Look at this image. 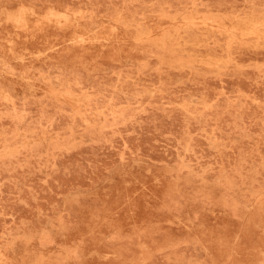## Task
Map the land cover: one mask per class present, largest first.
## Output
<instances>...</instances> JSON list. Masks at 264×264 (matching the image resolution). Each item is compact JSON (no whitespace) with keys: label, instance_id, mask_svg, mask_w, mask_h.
Masks as SVG:
<instances>
[{"label":"rangeland","instance_id":"rangeland-1","mask_svg":"<svg viewBox=\"0 0 264 264\" xmlns=\"http://www.w3.org/2000/svg\"><path fill=\"white\" fill-rule=\"evenodd\" d=\"M263 2L0 0V264H264Z\"/></svg>","mask_w":264,"mask_h":264},{"label":"bare ground","instance_id":"bare-ground-1","mask_svg":"<svg viewBox=\"0 0 264 264\" xmlns=\"http://www.w3.org/2000/svg\"><path fill=\"white\" fill-rule=\"evenodd\" d=\"M14 2H16V1H14ZM29 3H30V2H29ZM263 3H264V2H263ZM32 4H33V3H32ZM9 6H10V5H9ZM24 6H25L26 8L28 7V6H26V5H24ZM35 6H36V5H35ZM252 7H253V6H252ZM252 7H251V8H252ZM256 7H257V6H256ZM262 7H263V6H262ZM3 8H4V7H3ZM3 8H2V9H3ZM50 8H51V7H48V10H49ZM181 8H182V7H181ZM253 8H254L253 10H255V7H253ZM258 8H259V7H258ZM258 8H256V9H257V10H255L256 12H257L259 9L262 10L261 8H259V9H258ZM2 9H1V10H2ZM18 9H19V7H18ZM184 9H185V8H184ZM6 10H7V9H6ZM21 10H22V8H21ZM31 10L33 11V8H32ZM31 10H30V11H31ZM52 10H53V9H52ZM181 10H183V9H181ZM190 10H191V9H190ZM253 10H252V11H253ZM26 11H27V10H26ZM46 11H47V10H46ZM57 11H58V10H57ZM252 11H251V12H252ZM255 11H253V12L255 13ZM6 12H7V11H6ZM6 12H5V13H6ZM8 12H9V14L11 13V14H10L11 16L13 15V18H15V17L17 16V15H16V16L14 17V14H15V13L12 14L13 10H12V12H10V11H8ZM8 12H7V13H8ZM17 12H18V11H16V13H17ZM24 12H25V11H23V15H24ZM51 12H52V11L50 10V11H49L50 14L48 13L49 16H51ZM54 12H55V9H54ZM54 12H53V13H54ZM59 12H60V11H59ZM180 12H181V11H180ZM253 12H252V13H253ZM261 12H262V11H261ZM7 13H6V14H7ZM19 13H20V12H19ZM19 13H18V14H19ZM21 13H22V12H21ZM34 13H35V12H34ZM65 13H66V12H65ZM118 13H119V12H118ZM175 13H178V11H177V12L175 11ZM187 13H188V12H187ZM191 13H192V11H191ZM191 13L189 14L190 16H191ZM246 13H247V12H246ZM254 13H253V14H254ZM257 13H260V12H257ZM0 14H1V13H0ZM6 14H5V15H6ZM9 14H8L7 17H6V18H8V20H9V17H10ZM46 14H47V12H45V16H46ZM48 14H47V15H48ZM54 14H55V13H54ZM249 14H250V13H249ZM260 14H261V13H260ZM263 14H264V12H263ZM30 15H31V14H30ZM67 15H68V14H67ZM82 15H84V14H82ZM174 15H175V14H174ZM177 15H178V14H177ZM182 15H183V14H182ZM195 15H196V13H195ZM241 15H243V14H241ZM244 15H245V14H244ZM258 15H259V14H258ZM20 16H22V14H21ZM58 16H60V15H57V16H56V19H57ZM167 16H169V15H167ZM184 16H187V15L184 14ZM238 16H239V15H237V17H238ZM246 16H248V14H247ZM254 16H255V15H254ZM18 17H19V16H18ZM22 17H23V16H22ZM53 17L55 18V16H53ZM60 17H61V16H60ZM65 17H67V16H65ZM88 17H89V16H88ZM90 17H91V16H90ZM90 17H89V18H90ZM171 17H173V15H171ZM232 17H233V16H232ZM232 17H231V18H232ZM243 17H244V16H243ZM243 17H242V18H243ZM248 17H249V16H248ZM260 17H261V16H260ZM13 18H12V19H13ZM24 18H25V17H24ZM47 18H48V16H47ZM58 18H59V17H58ZM68 18H69V17H68ZM68 18H66V19L68 20ZM80 18H83V17H80ZM84 18H85V17H84ZM86 18H87V17H86ZM89 18H88V19H89ZM110 18H112V17H110ZM122 18H123V17H122ZM181 18H183V16H182ZM188 18H189V17H188ZM198 18H199V17H198ZM208 18H209V16H208L206 19H208ZM211 18H212V17H211ZM229 18H230V17H229ZM235 18H236V16H235ZM244 18H245V17H244ZM244 18H243V19H244ZM255 18H256V17H255ZM0 19H1V18H0ZM3 19H4V18H3ZM3 19H2V20H3ZM19 19H20V18H19ZM19 19H18V22H20ZM25 19H26V18H25ZM118 19H119V18H118ZM203 19H204V18H203ZM214 19H215V18H214ZM245 19H247V18H245ZM245 19H244V21H246ZM6 20H7V19H6ZM10 20H11V19H10ZM15 20H17V19H15ZM15 20H14V21H15ZM20 20H21V19H20ZM47 20H49V19H47ZM64 20H65V19H64ZM119 20H120V19H119ZM189 20H190V19H189ZM215 20H216V19H215ZM215 20H214V22H215ZM222 20H223V19L221 18L220 21H222ZM235 20H236V19H235ZM249 20H250V19H249ZM14 21H13V22H14ZM22 21H24V20H22ZM50 21H51V19H50ZM54 21H55V20H54ZM54 21H53V22H54ZM72 21H73V20L70 21L71 24H72ZM75 21H76V20H75ZM93 21H94V20H93ZM192 21H194V20H192ZM228 21H229V20H228ZM237 21H240V20L238 19ZM244 21H242V22H244ZM252 21H253V20H252ZM6 22H7V21H6ZM57 22H58V19H57ZM59 22H60V21H59ZM114 22H115V21H114ZM150 22H151V21H150ZM217 22H218V21H217ZM248 22H250V21H248ZM253 22H255V24H256L257 21L255 20V21H253ZM260 22H261V21H259V24H260ZM15 24H16V22H15ZM22 24H23V22H22ZM24 24H25V21H24ZM54 24H55V22H54ZM63 24H66V20H65L64 22L62 21L61 27H62ZM117 24H118V22H117ZM218 24H221V22H218ZM227 24H228V22H227ZM231 24H233V22H231ZM246 24H247V22H246ZM251 24H252V22H251ZM18 25H19V24H18ZM56 25H57V24H56ZM75 25H77V22H76ZM89 25H90V24H89ZM103 25H104V24H103ZM109 25H110V24H109ZM120 25H121V24H120ZM196 25H197V24H196ZM196 25H194V26H196ZM224 25H225V24H224ZM224 25H223V26H224ZM237 25H238V24H237ZM243 25H244V24H243ZM96 26H97V25H96ZM111 26H112V25H110V30H111ZM123 26H124V25H123ZM190 26H192V25H190ZM200 26H201V25H200ZM202 26H203V24H202ZM225 26H226V25H225ZM227 26H228V25H227ZM232 26H234V25H232ZM246 26H247V25H246ZM254 26H255V25H254ZM259 26H260V25H259ZM58 27H59V26H58ZM228 27H229V26H228ZM237 27H238V26H236V28H237ZM240 27H241V25H240ZM252 27H253V26H252ZM256 27H257V26H256ZM20 28H21V27H20ZM83 28H84V27H83ZM112 28H115V26H114V27L112 26ZM191 28L194 29V27H191ZM196 28H198V25H197ZM206 28H207V27H206ZM206 28H205V29H206ZM208 28H210V27H208ZM218 28H219V27H218ZM257 28H258V27H257ZM257 28H255V29L257 30ZM261 28H262V27H261ZM15 29H16V27H15ZM102 29H103V28H102ZM123 29H124V28H123ZM126 29H127V28H126ZM232 29H233V28H232ZM240 29H242V27H241ZM247 29H248V28H247ZM95 30H96V29H95ZM124 30H125V29H124ZM138 30H139V29H138ZM140 30H141V29H140ZM195 30L198 31V29H195ZM234 30H236V29H234ZM237 30H238V29H237ZM237 30H236V31H237ZM244 30H245V28H244ZM251 30H252V29H251ZM251 30H250V31H251ZM258 30H259V29H258ZM260 30H261V29H260ZM263 30H264V29H263ZM126 31H127V30H126ZM134 31H135L134 33L136 34V31H137V30H134ZM202 31L205 32V30H202ZM239 31H240V30H239ZM242 31H243V30H242ZM246 31H247V30H246ZM246 31H245V32H246ZM250 31H249V32H250ZM109 32H110V31H109ZM143 32H144V31H143ZM198 32H199V31H198ZM206 32L208 33V29H207ZM221 32H222V31H221ZM240 32H241V31H240ZM247 32H248V31H247ZM251 32H252V31H251ZM251 32H250V33H251ZM260 32H261V31H260ZM260 32H259V33H260ZM91 33H93V32H91ZM96 33H97V32H96ZM115 33H116V32H115ZM140 33H141V32L139 31L138 34H140ZM192 33H193V32H192ZM217 33H218V32H217ZM219 33H220V32H219ZM219 33H218V34H219ZM243 33H244V32H243ZM243 33H242V34H243ZM75 34H76V33H75ZM89 34H90V33H89ZM94 34H95V31H94ZM111 34H112V32H111ZM135 34H134V35H135ZM142 34H143V33H142ZM144 34H145V33H144ZM200 34H201V36H202V33H200ZM203 34H204V33H203ZM205 34H206V33H205ZM223 34H224V32H223ZM245 34H246V33H245ZM245 34H243V36H244ZM260 34H261V33H260ZM260 34H258V35H260ZM77 35H78V34H77ZM77 35H76V36H77ZM86 35H88V33H87ZM115 35H116V34H115ZM140 35H141V34H140ZM192 35H193V37L196 36V35H194V34H192ZM225 35H226V34H225ZM247 35H248V34H247ZM258 35H257V36H258ZM31 36H32V35H31ZM95 36H96V35H95ZM111 36H112V35H111ZM131 36H132V35H131ZM136 36H137V34H136ZM142 36H143V35H142ZM142 36H140V37H142ZM201 36H199L200 39H201ZM261 36H263V35L261 34ZM79 37H81V36H79ZM84 37H85V36H84ZM87 37H89V36H87ZM92 37H94V35H92ZM96 37H97V36H96ZM137 37H138V36H137ZM140 37H139V38H140ZM199 37H198V39H199ZM202 37H205V36L203 35ZM241 37H242V35H241ZM258 37H260V36H258ZM77 38H78V37H77ZM77 38H76V39H77ZM94 38H95V37H94ZM106 38H107V35H106ZM129 38H130V36H129ZM133 38H134V37H133ZM224 38H226V37H224ZM46 39H47V38H46ZM83 39H84V38H83ZM87 39H88V38H87ZM96 39H99V38H96ZM101 39H102V38H101ZM101 39H100V40H101ZM131 39H132V37H131ZM134 39H135V38H134ZM134 39H133V41H134ZM141 39H142V38H141ZM198 39H197V40H198ZM73 40H74V39H73ZM102 40H103V39H102ZM136 40H137V39H136ZM138 40H139V39H138ZM193 40H195V38H194ZM197 40H195V42H197ZM69 41H72V40H69ZM74 41H75V40H74ZM91 41H92V40H91ZM108 41H109V39H108ZM108 41H107V42H108ZM72 42H73V41H72ZM76 42H77V40H76L74 43H76ZM86 42H87V41H86ZM89 42H90V41H89ZM121 42H122V40H121ZM142 42H143V41H142ZM199 42H201V41L199 40ZM202 42H204V40H203ZM252 42H254V41H252ZM10 43H11V40H10ZM66 43H67V42H66ZM90 43H91V42H90ZM97 43H98V42H97ZM116 43H117V42H116ZM81 44H82V43H81ZM143 44H144V43H143ZM102 47H103V46H102ZM103 48H104V47H103ZM158 48H159V47H158ZM50 49H52V48H50ZM53 49H54V48H53ZM156 50H157V48H156ZM153 51H155V50H153ZM161 51H162V50H161ZM9 52H10V51H9ZM39 53H40V52H39ZM39 53H38V54H39ZM44 53H45V52H44ZM206 53H207V52H206ZM207 54H208V53H207ZM35 55H37V54H35ZM210 55H211V54H210ZM13 56H14V55H13ZM204 56H205V54H204ZM186 57H187V56H186ZM193 57H194V56H193ZM193 57H190V59L193 58ZM199 57H200V56H199ZM199 57H198V58H199ZM201 57H202V56H201ZM208 57H211V56H208ZM214 57H216V56H214ZM214 57H212V58H214ZM196 58H197V57H196ZM202 58H203V57H202ZM204 58H206V57H204ZM18 59L21 60V58H18ZM194 59H195V58H194ZM208 59H209V58H208ZM215 59H216V58H215ZM215 59H213V60H215ZM1 60H2V59H1ZM179 60H180V59H179ZM187 60H188V58H187ZM220 60H221V59H220ZM21 61H22V60H21ZM184 61H185V60H184ZM192 61H193V60L191 59V62H192ZM198 61H199V60H198ZM209 61H210V60H209ZM211 61H212V60H211ZM216 61H218V59H216ZM181 62H182V60H181ZM194 62H197V61L194 60ZM199 62L201 63V59H200ZM199 62H198V63H199ZM203 62H205V61H203ZM206 62H207V61H206ZM220 62H221V61H220ZM224 62H225V61H224ZM188 63H189V62H188ZM185 64H186V62H185ZM203 64H204V63H203ZM206 64H207V63H206ZM206 64H204V65H206ZM221 64H223V63L221 62ZM224 64H225V63H224ZM224 64H223V65H224ZM8 65H9V64H8ZM187 65H188V64H187ZM207 65H209V63H208ZM210 65H211V64H210ZM5 66H6V64H5ZM5 66H4V67H5ZM213 66H214V65H213ZM8 67H9V66H8ZM5 68H6V67H5ZM35 68H37V67H35ZM47 68H48V67H47ZM53 68H54V67H53ZM37 69H39V68H37ZM59 69H60V68H59ZM59 69H58V70H59ZM1 70H2V69H1ZM45 70H46V73H47V69H45ZM48 70H49V69H48ZM50 70H51V69H50ZM2 71H3V70H2ZM7 71H9V70H7ZM54 71H55V70H54ZM59 71H60V70H59ZM4 72H5V71H4ZM10 72H12V71L10 70ZM38 72H40V69H39ZM49 72H50V71H49ZM57 72H58V71H57ZM61 72H62V71H61ZM1 73H2V72H1ZM50 73H52V72H50ZM52 74H55V73H52ZM58 74H59V72H58ZM58 74H57V75H58ZM10 75H11V74H10ZM23 75H24V74H23ZM11 76H12V75H11ZM13 76H14V75H13ZM20 76H21V75H20ZM45 76H47V75H45ZM48 76H49V74H48ZM48 76H47V77H48ZM62 76H63V75H62ZM65 76H66V75H65ZM65 76H64V77H65ZM69 76H70V75H69ZM37 77H38V76H37ZM52 77H53V76H52ZM55 77H57V76H55ZM55 77H54V78H55ZM19 78H20V77H19ZM38 78H39V77H38ZM41 78H42V77H41ZM54 78H53V79H54ZM58 78H59V76H58ZM69 78H70V77H69ZM69 78H68V79H69ZM20 79H21V78H20ZM27 79H28V78H27ZM35 79H36V78H35ZM59 79H60V78H59ZM63 79H64V78H63ZM72 79L74 80L73 77H72ZM24 80H25V79H24ZM29 80H32V79H29ZM36 80H37V79H36ZM44 80H45V79H44ZM55 80H57V79H55ZM55 80H54V81H55ZM64 80H66V79H64ZM22 81H23V80H22ZM50 81H51V80H50ZM59 81H60V80H59ZM59 81H58V82H59ZM74 81H75V80H74ZM25 82H26V81H25ZM38 82L41 84L40 81H38ZM42 82H43V81H42ZM47 82H48V81H47ZM60 82H62V81H60ZM67 82H68V81H67ZM31 83H32V82H31ZM43 83H44V82H43ZM49 84H51V83H49ZM49 84H48L47 86H49ZM61 84H62V83H61ZM61 84H60V85H61ZM32 85H33V84H32ZM51 85H52V84H51ZM57 86H58V85H57ZM67 86H69L68 83H67ZM61 87H62V86H61ZM63 87H64V86H63ZM70 87H71V86H70ZM52 88H54L53 85H52ZM58 88H60V86H58ZM72 88H73V87H72ZM28 89H29V88H28ZM56 89H57V88H56ZM69 89H71V88H68V90H69ZM66 90H67V87H66ZM73 90H74V89H73ZM76 90H77V89H76ZM63 92H64V91H63ZM68 92H69V91H68ZM74 92H75V91H74ZM77 92H78V91H77ZM75 93H76V92H75ZM80 93H81V92H80ZM23 94H24V93H23ZM72 94H73V93H72ZM77 94H78V93H77ZM79 96H81V95H79ZM79 96H78V97H79ZM0 97H1V96H0ZM51 97H53V96H51ZM76 97H77V96H76ZM1 98H2V97H1ZM7 98H8V97H7ZM54 98H55V97H54ZM76 102H78V101H76ZM243 171H244V170H243ZM247 171H248V170H247ZM241 173H243V172H241ZM241 173H240V175H241ZM248 174H249V173H248ZM244 176H245V175H244ZM246 176H248L247 173H246ZM252 176H253V175H252ZM249 177H250V175L248 176V178H249ZM253 177H254V176H253ZM248 178H247V179H248ZM202 180H203V179H202ZM263 180H264V179H263ZM247 181H249V180H247ZM254 182H255V181H254ZM236 183H237V182H236ZM192 184H193V183H192ZM252 184H253V183H252ZM262 184H263V181H262ZM262 184H261V185H262ZM230 185H231V184H230ZM244 186H245V184H244ZM254 186H255V185H254ZM256 186H257V185H256ZM258 186H259V185H258ZM262 186H263V185H262ZM263 187H264V186H263ZM257 188H258V187H257ZM254 189H255V187H254ZM258 189H259V188H258ZM210 190H211V189H210ZM259 190H261V188H260ZM240 191H241V190H240ZM241 192H243V191H241ZM248 192H249V191H248ZM248 192L246 191V193H248ZM209 193H210V192H209ZM253 195H254V194H253ZM251 202H252V201H251ZM248 203H250L249 200H248ZM250 204H251V203H250ZM234 205H235V204H234ZM239 206H240V205H239ZM258 215H259V214H258ZM177 216H178V215H177ZM258 218H259V217H258ZM257 224H258V223H257ZM111 256H112V255H111ZM104 257H105V256H104ZM103 259H104V258H103ZM60 261H61V259H60ZM77 261H78V260H77ZM207 262H208V261H207Z\"/></svg>","mask_w":264,"mask_h":264}]
</instances>
